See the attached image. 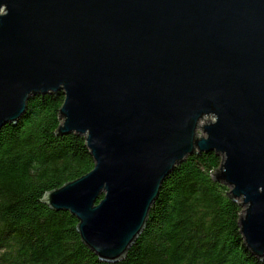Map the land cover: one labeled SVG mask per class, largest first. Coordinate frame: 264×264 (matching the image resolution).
<instances>
[{
  "label": "water",
  "instance_id": "water-1",
  "mask_svg": "<svg viewBox=\"0 0 264 264\" xmlns=\"http://www.w3.org/2000/svg\"><path fill=\"white\" fill-rule=\"evenodd\" d=\"M57 92L58 132L94 167L42 202L100 261L125 258L165 178L208 152L264 258V0H0V129Z\"/></svg>",
  "mask_w": 264,
  "mask_h": 264
},
{
  "label": "trees",
  "instance_id": "trees-1",
  "mask_svg": "<svg viewBox=\"0 0 264 264\" xmlns=\"http://www.w3.org/2000/svg\"><path fill=\"white\" fill-rule=\"evenodd\" d=\"M63 100L61 92L32 97L0 129V264H264L243 243L242 208L215 181L214 152L176 165L125 258L100 261L82 243L77 219L42 202L94 167L83 137L58 132Z\"/></svg>",
  "mask_w": 264,
  "mask_h": 264
},
{
  "label": "rangeland",
  "instance_id": "rangeland-1",
  "mask_svg": "<svg viewBox=\"0 0 264 264\" xmlns=\"http://www.w3.org/2000/svg\"><path fill=\"white\" fill-rule=\"evenodd\" d=\"M208 120H211V119L210 118L204 119V121H202V122L199 123V128L196 131L197 137H204V134L202 133L200 126L201 125H204L206 123V121H208Z\"/></svg>",
  "mask_w": 264,
  "mask_h": 264
}]
</instances>
